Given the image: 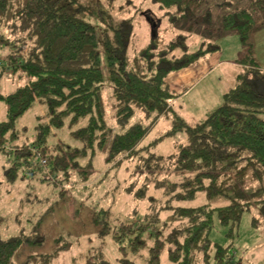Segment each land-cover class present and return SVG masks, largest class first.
<instances>
[{
	"label": "trees",
	"instance_id": "16d2710c",
	"mask_svg": "<svg viewBox=\"0 0 264 264\" xmlns=\"http://www.w3.org/2000/svg\"><path fill=\"white\" fill-rule=\"evenodd\" d=\"M206 1L153 0L164 19L172 24L187 19L190 30L200 20L212 23L211 6L198 15ZM251 2L221 16L220 29L237 30L248 49L238 59L244 70L238 73L237 84L224 93L223 102L205 120L190 125L180 118L173 131H186L187 141L164 156L153 148L166 134L148 144L143 140L159 117L172 109L178 95L167 77L217 53L219 43L203 40L198 49L191 50L189 34L178 33L170 39L157 35L127 60L122 56L127 45L121 30L108 37L107 64L116 99L115 121L120 127L114 132L102 94L98 36L95 27L80 18L78 0H0V29L23 33L14 42L0 33V42L13 46L31 42L21 65L30 79L7 95L0 91L6 106V118L0 121V155L4 156L0 157L4 164V175L0 166V195L19 176L38 175L43 182L58 185L65 195L77 185L103 181L112 168L117 175L120 169L134 166L136 177L126 175L119 192L146 200V206L133 208L127 218L116 219L113 227L109 226L112 206L95 216L99 234H111L119 250L117 262L135 264L129 255L145 252L141 256L144 264H162L165 253L171 264H240L231 251L234 242H215L211 232L217 219L233 237L247 212L252 227L264 224V92L250 78L253 68H258L249 42L252 31L264 26V21H257L264 14V0ZM225 4L232 2L217 5ZM11 56L10 63L18 60V54ZM38 103L46 105V112L30 133L17 120ZM65 125L68 132L64 136L60 130ZM68 136L74 143L64 140ZM101 152L106 154V164H113L105 172L96 161ZM125 162L130 166L123 167ZM161 189L164 193H155ZM199 192L221 203L214 207L173 205L174 200H192ZM164 210L172 211L178 223L169 227L161 217ZM41 227L40 218L24 235L0 237V264H15L13 258L21 245L41 244ZM55 253L29 256L22 264H45ZM95 259L90 255L89 264H95ZM100 262L114 264L110 259Z\"/></svg>",
	"mask_w": 264,
	"mask_h": 264
},
{
	"label": "rangeland",
	"instance_id": "374dc122",
	"mask_svg": "<svg viewBox=\"0 0 264 264\" xmlns=\"http://www.w3.org/2000/svg\"><path fill=\"white\" fill-rule=\"evenodd\" d=\"M223 1L225 0H207L198 10V15H204L208 6H211L213 10L212 23L200 20L190 30V21L187 19L176 24L164 19L158 5L153 0H78L81 6L80 18L92 24L98 36L104 74L102 94L107 105V118L114 132L120 131V127L115 121L116 99L108 70L106 39L115 36L116 31L121 30L123 40L127 45L122 56L127 60L132 59L135 49L144 47L152 37L157 35L170 39L178 33L189 34L191 50L198 49L203 40L221 45V50L213 54V58L220 57L223 61L227 60L228 62H223L224 65L213 71L208 77L201 78L200 74L203 70H208L212 55L206 58L207 62L178 69L167 77V82H172L171 85L176 89L178 95L172 100V109L159 117L143 140V144H148L155 138L166 134V137L153 148L156 154L166 156L173 153L178 144L187 141L186 131L183 129L173 131L180 125V120L183 119L190 125L205 120L223 102L224 93L237 84L235 77L238 71L244 70L243 67L240 69L237 64H239L238 59L247 55L248 49L242 44L237 30L220 29L223 26L221 16L236 7L252 5V2L251 0H230L232 2L230 6L227 4L217 5ZM257 21L258 23L263 22L264 14H259ZM209 28H214L215 32L209 31ZM0 33L10 38L12 42L23 36V33H16L12 28H2ZM26 41L27 45L19 41V45L14 46L13 43L0 42V65L2 66L0 69V91L4 95L28 82L29 77L21 66L25 60L28 46L31 44L29 39ZM249 42L254 59L257 61L254 66L258 68H253L254 72L250 74V78L253 79L255 87L264 92V26L252 31ZM15 54H18L16 57L18 60L10 63L14 58L11 55ZM126 66L128 67L129 64ZM217 71L219 73H216ZM175 80H181L179 87L175 85ZM183 88H189L188 92L182 93L180 89ZM45 112L46 105L38 103L18 118L17 125L19 127L27 126L30 133H33L38 119ZM137 115L141 116L139 113ZM5 118V102L0 100V121ZM134 121L135 118L130 120L128 125ZM169 131H173V134L168 135ZM60 132L64 136L67 135L68 126L65 125ZM64 140L74 143L69 136L64 137ZM105 155L104 152H101L96 160L99 161V168L103 172L113 166V164H106ZM0 157L4 156L0 155ZM3 165V159H1L2 175H4ZM122 166L127 168L130 163L125 162ZM115 171V168H112L106 174L107 177L103 175V181L98 179V183L95 181L77 185L73 189L74 191L70 190L65 195L60 193L58 185L43 182L38 178V175L19 176L15 182H8L7 192L4 190L0 195V217L5 218L0 220V237L9 238L24 235L40 218L41 232L44 234V241L39 245H21L13 262L22 264L29 256H41L56 252L51 261L45 264H89L90 255L96 256L95 264H101V259H110L114 264H122L115 260V256L119 255V250L114 244L111 234L104 236L99 234L95 216L102 209L112 206V218H110L109 226L113 227L116 219L127 218L133 208L142 210L147 201L119 192L120 186L125 184L127 176L134 175L136 171L134 166H130L126 170L120 169L117 175H115ZM99 176H102V173ZM115 189L117 190L115 191ZM153 190L155 189L153 188ZM155 193L161 195L164 191L161 189ZM158 202L160 203V200ZM153 203L157 204V201H153ZM220 203L216 200H209L203 192H199L192 200L173 201V205L183 207H194L201 204H209L214 207ZM51 206L54 207L47 210ZM161 217L169 223V227L177 224L179 220L170 210L162 211ZM235 232L233 237H229L227 228L220 225L216 219L211 239L223 245L234 242V248L231 251L235 252V257L240 260V264H264V224L256 228L252 227L251 214L247 212ZM143 254L145 252L129 256L135 264H144L141 259ZM162 264H171L166 253L162 256Z\"/></svg>",
	"mask_w": 264,
	"mask_h": 264
},
{
	"label": "crops",
	"instance_id": "0c3cea01",
	"mask_svg": "<svg viewBox=\"0 0 264 264\" xmlns=\"http://www.w3.org/2000/svg\"><path fill=\"white\" fill-rule=\"evenodd\" d=\"M211 56V55H210ZM213 56L214 55H212L210 58V60H212L211 61V64H210V66H209V68H208V70H203L202 72H201V78H203V77H208L213 71H215V70H218L220 67H222L223 65H224V63L223 62H228L227 60H225V61H223L220 57H215V58H213ZM206 58H208V57H205L203 60L204 61H201L200 60V62H198L197 64H199V63H201V62H207V60H206ZM238 66H239V68L241 69V66L239 65V64H237ZM216 73H219L218 71L216 72ZM238 73H239V71H238ZM238 73H237V75H238ZM237 75H236V77H235V79H237ZM175 82V85L177 86V87H179V84L181 83V80H175L174 81ZM169 83V85H170V87L171 88H173L172 87V85H171V83L172 82H168ZM184 89V88H183ZM180 89V90H182V93H187L188 92V90H189V88H186V89ZM173 90L175 91L176 89L175 88H173ZM176 92V91H175ZM180 95V94H179Z\"/></svg>",
	"mask_w": 264,
	"mask_h": 264
}]
</instances>
